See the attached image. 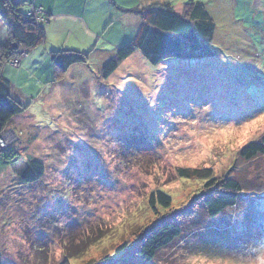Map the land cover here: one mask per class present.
Segmentation results:
<instances>
[{"label":"rangeland","instance_id":"374dc122","mask_svg":"<svg viewBox=\"0 0 264 264\" xmlns=\"http://www.w3.org/2000/svg\"><path fill=\"white\" fill-rule=\"evenodd\" d=\"M194 2L215 23L213 56L154 66L136 50L106 79L104 64L137 39L143 10L182 13L189 0L93 3L106 25L103 53L9 127L1 122L2 148L19 155L0 166L5 264H146L143 237L166 220L182 234L150 264H264V156L239 155L264 136V0ZM32 160L45 174L24 184ZM180 168L236 181L238 204L209 218L206 183L181 178ZM158 191L171 197L169 209L149 205Z\"/></svg>","mask_w":264,"mask_h":264},{"label":"trees","instance_id":"16d2710c","mask_svg":"<svg viewBox=\"0 0 264 264\" xmlns=\"http://www.w3.org/2000/svg\"><path fill=\"white\" fill-rule=\"evenodd\" d=\"M42 10V9H41ZM0 19L8 31V42L0 44V107L8 109L13 116L25 112V108L13 99L11 85L2 77V71L7 63L18 58L21 50H30L45 42L43 27L36 22L35 16H29L22 11L20 3L14 0H0ZM46 20V17H45ZM142 29L132 45L119 49L102 68V76L109 78L118 67L136 50H141L146 59L154 66L168 58L211 57L214 52L208 46L215 32V23L200 2L189 0L182 13L170 9L150 11L144 19ZM186 47V48H185ZM53 66L57 73H66L75 64H85L88 56L76 52H61L51 54ZM58 77V76H57ZM240 157L252 160L264 156V136L259 142H252L242 148ZM19 158L18 153L10 148L0 146V166L13 165ZM45 166L32 160L21 173V182L32 184L43 178ZM178 174L184 179H199L206 183L209 192L203 201L208 217L214 219L223 212L233 209L238 204L241 186L233 180L218 182L210 169L180 168ZM171 197L163 191L151 195L149 205L153 209L167 210L171 207ZM182 234L181 227L169 220L157 225L143 237L139 252L144 263L150 264L157 253L172 244ZM126 247L116 250L120 255ZM106 261H111L108 257ZM0 264L4 263L0 238Z\"/></svg>","mask_w":264,"mask_h":264},{"label":"crops","instance_id":"0c3cea01","mask_svg":"<svg viewBox=\"0 0 264 264\" xmlns=\"http://www.w3.org/2000/svg\"><path fill=\"white\" fill-rule=\"evenodd\" d=\"M109 1L112 3V0H14L21 4L23 12L28 14L34 6L42 9L46 17V20L40 23L44 29L45 42L33 47L28 55L21 57L18 68L10 66L2 71L3 79L11 85L13 99L25 108V112L30 108L31 100L45 95L48 97V89H52L57 82H62L73 68L84 65L75 64L66 73H57L51 54L81 53L88 56L89 62L93 53H103L102 49L106 48L101 45V38L106 32V25L100 15L97 17L92 14V4L107 5ZM150 11L143 10L142 13L146 16ZM8 39L7 28L0 19V44H6ZM15 117L8 109L0 107V124L7 120L3 128L9 127Z\"/></svg>","mask_w":264,"mask_h":264},{"label":"built area","instance_id":"2783aa9c","mask_svg":"<svg viewBox=\"0 0 264 264\" xmlns=\"http://www.w3.org/2000/svg\"><path fill=\"white\" fill-rule=\"evenodd\" d=\"M28 15L29 16H31V15L35 16L36 22L39 24L45 21L44 12L39 8H35L34 6L31 8V11L28 13ZM26 55H27V50H21L18 53V58H15V59L9 61L7 64L10 65L12 68H18L20 65L19 59L21 57H25ZM0 146L5 147L3 137H0Z\"/></svg>","mask_w":264,"mask_h":264}]
</instances>
